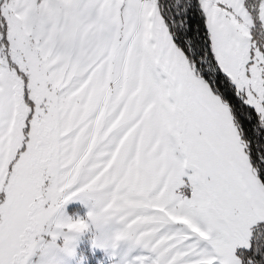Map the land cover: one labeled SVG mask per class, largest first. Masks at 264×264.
Masks as SVG:
<instances>
[{
    "label": "snow or ice",
    "instance_id": "obj_1",
    "mask_svg": "<svg viewBox=\"0 0 264 264\" xmlns=\"http://www.w3.org/2000/svg\"><path fill=\"white\" fill-rule=\"evenodd\" d=\"M78 252L264 264V0H0V264Z\"/></svg>",
    "mask_w": 264,
    "mask_h": 264
},
{
    "label": "rangeland",
    "instance_id": "obj_2",
    "mask_svg": "<svg viewBox=\"0 0 264 264\" xmlns=\"http://www.w3.org/2000/svg\"><path fill=\"white\" fill-rule=\"evenodd\" d=\"M67 207L83 209L84 206L80 203L79 200H73L70 204L67 205ZM61 264H81V253L78 252L76 256L71 257L70 259L68 257H63Z\"/></svg>",
    "mask_w": 264,
    "mask_h": 264
},
{
    "label": "clouds",
    "instance_id": "obj_3",
    "mask_svg": "<svg viewBox=\"0 0 264 264\" xmlns=\"http://www.w3.org/2000/svg\"><path fill=\"white\" fill-rule=\"evenodd\" d=\"M69 259L71 258V256H67Z\"/></svg>",
    "mask_w": 264,
    "mask_h": 264
}]
</instances>
